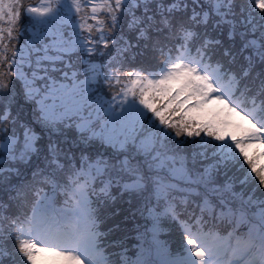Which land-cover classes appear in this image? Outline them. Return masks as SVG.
Returning <instances> with one entry per match:
<instances>
[{"label":"snow or ice","instance_id":"obj_1","mask_svg":"<svg viewBox=\"0 0 264 264\" xmlns=\"http://www.w3.org/2000/svg\"><path fill=\"white\" fill-rule=\"evenodd\" d=\"M264 0H0V264H264Z\"/></svg>","mask_w":264,"mask_h":264},{"label":"rangeland","instance_id":"obj_2","mask_svg":"<svg viewBox=\"0 0 264 264\" xmlns=\"http://www.w3.org/2000/svg\"><path fill=\"white\" fill-rule=\"evenodd\" d=\"M261 153H264V148H257L255 150H253L252 154H255V156H256V155H259ZM259 160H260V163H262L264 166V155L260 156ZM44 256H45L44 254H38L37 264H39V262H41L43 260Z\"/></svg>","mask_w":264,"mask_h":264},{"label":"trees","instance_id":"obj_3","mask_svg":"<svg viewBox=\"0 0 264 264\" xmlns=\"http://www.w3.org/2000/svg\"><path fill=\"white\" fill-rule=\"evenodd\" d=\"M255 156V155H254ZM257 166H263L260 162L259 159L257 160ZM39 264H48V258L46 256H44L43 260L41 262H39Z\"/></svg>","mask_w":264,"mask_h":264}]
</instances>
